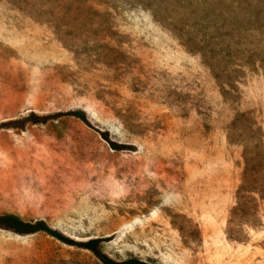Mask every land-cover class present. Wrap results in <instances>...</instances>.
I'll return each instance as SVG.
<instances>
[{
  "label": "rangeland",
  "instance_id": "rangeland-1",
  "mask_svg": "<svg viewBox=\"0 0 264 264\" xmlns=\"http://www.w3.org/2000/svg\"><path fill=\"white\" fill-rule=\"evenodd\" d=\"M69 109L0 126V214L72 243L0 264H264V0H0V124Z\"/></svg>",
  "mask_w": 264,
  "mask_h": 264
},
{
  "label": "trees",
  "instance_id": "trees-1",
  "mask_svg": "<svg viewBox=\"0 0 264 264\" xmlns=\"http://www.w3.org/2000/svg\"><path fill=\"white\" fill-rule=\"evenodd\" d=\"M64 115H71L74 116L80 120H82L84 123L89 124L88 117L86 113L82 109H69L65 111H57L54 113H48L43 115H38L35 113H29L28 115L16 118V119H10L5 122H2L0 126H24V124L27 121H37L42 122L51 118H57ZM100 135L109 143V146L113 149H124L126 148V144L120 143L118 141H115L109 137V134L107 131L101 130ZM0 225H4L10 228H13L14 230H17L19 232H33L37 230H42L47 232L48 234L52 235L53 237H56L57 239H60L62 241L72 243L71 240H68L66 237L62 236L57 230L50 228L46 225V223L42 220H38L34 223L25 222L22 219H20L18 216L14 214L4 213L0 214ZM95 240H87L85 242L80 243L84 247L93 249V244ZM128 263L132 264H150L145 261H140L136 259H130ZM105 264H115L109 260H105Z\"/></svg>",
  "mask_w": 264,
  "mask_h": 264
}]
</instances>
